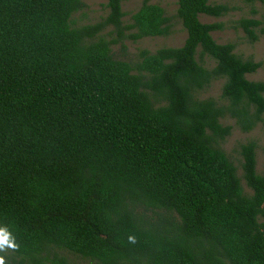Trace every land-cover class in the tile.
I'll return each instance as SVG.
<instances>
[{
    "label": "trees",
    "instance_id": "trees-1",
    "mask_svg": "<svg viewBox=\"0 0 264 264\" xmlns=\"http://www.w3.org/2000/svg\"><path fill=\"white\" fill-rule=\"evenodd\" d=\"M121 1L75 26L81 0H0V227L18 245L0 255L5 264H74L62 252L97 264H264L256 145H239V175L219 146L230 131L220 119L244 132L262 121L264 79L245 77L260 63L212 38L221 25L198 15L226 7L208 0H175L180 45L116 59L110 45L123 29L132 40L169 32L149 0L121 25ZM239 24L250 42L255 30L264 37V13ZM108 26L115 37L100 35ZM217 78L222 101L200 98Z\"/></svg>",
    "mask_w": 264,
    "mask_h": 264
},
{
    "label": "rangeland",
    "instance_id": "rangeland-1",
    "mask_svg": "<svg viewBox=\"0 0 264 264\" xmlns=\"http://www.w3.org/2000/svg\"><path fill=\"white\" fill-rule=\"evenodd\" d=\"M142 0H122L121 10V25H126L130 22V14L137 9ZM82 6L79 10L71 15L73 25L79 26L83 24H91L102 19L106 13L105 0H81ZM149 3L159 5L164 14L169 19V32L165 36H150L132 40L127 34L131 30L123 29V37L117 38L115 44L110 45L111 55L120 60H125L133 64L138 60V55L141 50L149 52L163 46H178L182 43L185 37V30L182 27L180 20L176 16L175 0H149ZM209 3L222 4L226 7V11L218 16H208L199 14L198 18L202 22H217L221 28L211 32L212 38L218 43L231 42L234 45V52L240 57L252 59L260 63V66L253 72L246 74L245 77L249 80L264 79V37L259 35L255 30L257 38L250 42L242 27L239 24L241 19H259L264 13V0L245 2L242 0H208ZM112 26H108L100 32V35L107 37H115L112 31ZM201 64L210 68L213 61L206 56L201 59ZM222 79L212 80L206 87L200 90L199 97H211L222 101L220 98V87ZM221 124L229 125L230 131L227 136L220 142V148L226 153L236 167V172L240 174V155L239 145L248 140L254 141L255 147V169L261 173L264 170V114L262 121L250 131H241L230 117L220 119ZM242 188L247 192L242 180H240ZM261 220V218H259ZM74 264H97L87 258H81L68 252H62Z\"/></svg>",
    "mask_w": 264,
    "mask_h": 264
},
{
    "label": "clouds",
    "instance_id": "clouds-1",
    "mask_svg": "<svg viewBox=\"0 0 264 264\" xmlns=\"http://www.w3.org/2000/svg\"><path fill=\"white\" fill-rule=\"evenodd\" d=\"M128 240L130 243H136V237L129 235ZM18 245L15 241V237L9 231L7 227H0V252H5L7 249H17ZM0 264H5V258L0 255Z\"/></svg>",
    "mask_w": 264,
    "mask_h": 264
}]
</instances>
